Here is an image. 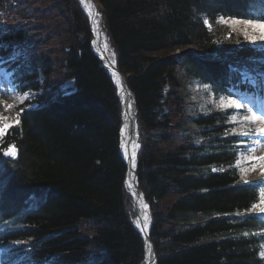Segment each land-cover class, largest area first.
I'll use <instances>...</instances> for the list:
<instances>
[{"label":"trees","instance_id":"obj_1","mask_svg":"<svg viewBox=\"0 0 264 264\" xmlns=\"http://www.w3.org/2000/svg\"><path fill=\"white\" fill-rule=\"evenodd\" d=\"M97 2L116 67L135 95L137 176L151 208L157 264H264V218L251 210L264 185L248 180V139L230 123L234 105L215 106L249 89L233 68L249 71L264 90L259 34L247 39L245 26L219 20L264 15V0ZM0 14L7 26L0 55L17 54L15 82L32 93L5 138L18 160L0 155L2 264H26L13 258L24 254L17 241L30 249L31 264H144L119 154L121 103L91 50L79 3L0 0ZM12 34L36 48H15ZM179 49L191 53L171 58ZM193 80L209 88L212 103L189 108L186 83ZM67 82L73 87L62 90ZM33 192L46 202L40 195L23 206Z\"/></svg>","mask_w":264,"mask_h":264},{"label":"bare ground","instance_id":"obj_2","mask_svg":"<svg viewBox=\"0 0 264 264\" xmlns=\"http://www.w3.org/2000/svg\"><path fill=\"white\" fill-rule=\"evenodd\" d=\"M77 2L79 3L80 8L82 12L84 13V15L86 16L87 21H88L89 30H90L91 38H92L90 42L91 50L94 53V55L98 59H102V61L106 65V69L108 70L109 75L114 85L116 86L117 95L120 99L122 125L119 130V142H120L119 154L127 168V173L125 177V186L128 189L129 195L132 197V200L134 203V213H135L134 222H135L136 228L138 229V232L141 234L145 242L144 264H156L157 253H156L155 246L150 238V230H151V225H152L151 208L145 198L143 191L139 187L138 176H137L138 155L141 150V143L139 142L140 133L138 131V123H137L138 109L136 105L135 95L131 89H130L131 91L129 90L130 87L129 88L127 87L123 77L121 76L120 72L116 68L115 56H114L113 50L110 49L109 37L106 35L104 31V26H103L102 18L100 16L99 5L97 1L96 0H77ZM13 24L17 26L22 25V23L16 22L15 18L13 20ZM6 28L7 26L4 23H2L0 20V30L6 29ZM9 40L11 41V43L13 44L15 48H18L21 50H24V49L27 50L29 48L31 49L36 48V46L32 43L31 39L26 35L16 36L12 34L9 37ZM189 53H191V51L186 50V49H179L175 51L174 53H172L170 57L173 59H180ZM10 57H12V55L10 56L0 55V71L2 68H4L6 72L10 74L11 80L14 82L19 94L24 95L26 93H23L19 90L18 85L15 82L16 78L14 76V73H15L14 70L18 65L19 59L16 57L14 61L9 62ZM247 72L249 75L250 72L249 71ZM243 78L245 77H242V79ZM42 82L43 80L40 81L41 85H42ZM188 82H192V81H188ZM67 83H72V82H67ZM245 102H248V101L245 100ZM24 105L26 106L25 102L15 105V107H12L10 110H7V112L9 111L11 113L13 110L15 111L16 109H19L21 106H24ZM260 105L262 106V108H259V112L263 113L264 100H262ZM256 111L258 110L256 109ZM237 112H238L237 110L233 109L232 118L234 117V121L232 122L230 121L231 124L235 122ZM192 117L194 118L195 114H192ZM196 119H197V114H196ZM19 120H20V117H19ZM19 125L14 126L11 129H9L8 134L11 132L12 129L18 128ZM6 136L3 139H0V155L3 158H5L7 161H10V160L16 161L18 160V148L17 147H16L15 158L3 155V152L7 150L6 147H8L5 141ZM197 141L198 142L201 141V138H198ZM10 145H15V144H10ZM133 156H134V160H133ZM0 169L2 170V168ZM3 175L4 177H7L8 173L4 172ZM5 179L7 181L9 180V178H5ZM4 181L5 180H3V182ZM1 184L2 183L0 182V185ZM2 186H4L3 190H5L6 184L1 185L0 188H2ZM40 195L42 196L40 197ZM37 197H40L39 200H43L44 202H46V199H44L46 198V196L44 194L33 192L28 196V198L26 197L22 198L23 206H25L24 205L25 203L32 204L33 201L37 199ZM7 229H8V232L10 233L14 232V227L12 226L7 227ZM148 236L151 241L148 240ZM151 244H153V247ZM18 247L23 249L24 254L17 256V257L14 256L13 257L14 260L24 259L26 264L33 263L32 258L29 255H25L29 253L30 249L27 246H24L23 244H20V243L16 246L15 249H18ZM2 257H3V251L0 249V264H2V259H3Z\"/></svg>","mask_w":264,"mask_h":264},{"label":"rangeland","instance_id":"obj_3","mask_svg":"<svg viewBox=\"0 0 264 264\" xmlns=\"http://www.w3.org/2000/svg\"><path fill=\"white\" fill-rule=\"evenodd\" d=\"M219 20L220 22L226 23L227 25L232 22V20H224L223 18ZM235 26H239V25H235ZM253 31H255V33L257 32L260 36L259 29L253 30V29L247 28V32L253 33ZM261 41L264 42V40H261ZM250 79H251L250 82L253 83V79L250 78L249 75H247V77L244 78V80L246 81H249ZM72 87H73V83H67L66 85L63 86L62 90L71 89ZM186 87H187L186 88L187 91L191 93V97L187 101L189 108H191L193 103H197L203 108L208 103H212V101H214L213 97L210 95L209 88L206 86H203L198 81L194 80L191 82V84L187 82ZM31 95L32 93L31 94L27 93L24 95L19 94L14 82L11 80L10 74L6 72L4 68L1 69L0 71V115L8 117L10 120H15L17 117V115L14 114L15 111L13 110L11 113L9 111L7 112V110L5 109V106L12 105L13 107H15V105L21 104L20 100L17 99V97L27 96L26 100L28 99L30 100ZM260 99H261L260 102L264 100V98H260ZM257 102H259L257 98L252 104L245 103V101H243L242 98L241 100H238L236 102V103L241 104L242 107L239 110H237L238 112L236 115L235 123L239 126L240 131H243V133L245 132L249 133L248 135H246L248 139L250 140L248 144L249 149H253V148L255 149L254 152L249 151V155L247 157L250 163H252V169L249 171V175H248V180L251 183H257L259 181H262V182L264 181V162H257L254 159L258 157H264V135L257 134V129L261 125L259 123H256V124L249 123L244 120L245 115H251V113H249L248 111L249 109H251L252 112H255L257 115H261L260 113L256 111ZM227 104L228 103L225 102L224 99H221L219 103H215V106L223 107L224 105H227ZM256 141H260V143L257 144ZM261 215L264 216V214H261ZM81 264H96V259L88 258L86 261L82 262Z\"/></svg>","mask_w":264,"mask_h":264},{"label":"snow or ice","instance_id":"obj_4","mask_svg":"<svg viewBox=\"0 0 264 264\" xmlns=\"http://www.w3.org/2000/svg\"><path fill=\"white\" fill-rule=\"evenodd\" d=\"M205 24H208V21H204ZM227 22V21H225ZM232 24H240L245 26V28H250L253 30L259 29L260 30V36L259 39L264 40V15L261 16H256L252 15L250 13H245L243 18H232ZM245 37L247 39L255 40L256 36L255 35H249L247 31L244 33ZM2 46V45H0ZM16 53L13 54L12 57L9 58V62H12L16 59ZM232 71L236 73L240 77H247L248 72L247 70H240L237 68H233ZM17 99L20 100L21 103H23L26 99L27 96H21L17 97ZM228 105L232 106L234 105L235 109L239 110L242 106L239 103H236L234 100L229 99L228 100ZM13 106L12 105H7L5 106L6 110H10ZM251 115H245L244 120L249 123H259L261 126L257 129V134L259 135H264V114L262 115H257L255 112H252L251 109L248 110ZM19 115L20 112H17V117L15 120H10L8 117H5L3 115H0V139H3L7 134L8 130L11 129L14 126H18L20 123L19 120ZM234 119V117H233ZM249 133L245 132L242 133V135H248ZM257 144L260 143V141H256ZM249 151L254 152L255 149H249ZM3 155L5 156H10L15 158L16 156V146L15 145H8L7 150L3 152ZM257 162H264V157H258L254 158ZM134 160V156H133ZM260 202L259 203H254L252 205L251 210H258V214H264V187H260ZM247 235V234H246ZM17 244L21 243L19 241L16 242ZM264 247V245H262ZM261 257L264 258V252H262Z\"/></svg>","mask_w":264,"mask_h":264},{"label":"water","instance_id":"obj_5","mask_svg":"<svg viewBox=\"0 0 264 264\" xmlns=\"http://www.w3.org/2000/svg\"><path fill=\"white\" fill-rule=\"evenodd\" d=\"M97 1V0H96ZM101 61H102V59H100ZM103 62V61H102ZM103 66L104 67H106V65L104 64V62H103ZM117 68V67H116ZM117 70L119 71V69L117 68ZM120 72V71H119ZM120 74H121V76L123 77V79H124V81H125V84L127 85V87L129 88V86H128V84H127V81H126V79H125V76L120 72ZM129 90H130V88H129ZM131 91V90H130ZM148 206V205H147ZM148 240H150V238H149V236H148ZM151 241V240H150ZM152 245V247H153V244H151ZM156 264H157V259H156Z\"/></svg>","mask_w":264,"mask_h":264}]
</instances>
